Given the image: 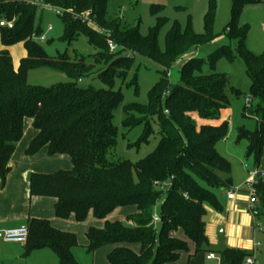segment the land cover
Listing matches in <instances>:
<instances>
[{
  "label": "trees",
  "instance_id": "obj_1",
  "mask_svg": "<svg viewBox=\"0 0 264 264\" xmlns=\"http://www.w3.org/2000/svg\"><path fill=\"white\" fill-rule=\"evenodd\" d=\"M215 1L210 3L205 33H195L190 20L184 29L175 22L161 49L160 32L169 21L159 16L165 8L160 4L151 5V14L157 17V22L143 36L138 28L127 29L121 21L108 16L109 0H0V22H13L11 29L0 26V41L6 48L0 50L2 185L5 186L12 170L11 159L29 121L36 135L25 150L26 156L33 157L46 149L48 156L65 155L72 163L70 170L32 173L28 179L31 197L56 200L57 218L67 220L74 216L82 223L90 215L106 220L118 208H137L126 222L106 220L103 229L88 230V254L117 246L107 255L108 264H172L184 253L190 259L209 245L204 221L207 207L223 211L217 191L232 187L231 164L216 145L226 138L229 126L226 122L218 126L208 122L220 119L222 111L230 107V91L240 93L239 89L229 87L226 74L216 72L223 59L233 61L230 46L220 47L208 59L192 57L182 67L180 84L173 86L168 80L169 70L180 59L217 38L210 31ZM253 3L264 0H234L232 21L225 35L239 41V55L251 83L249 103L243 111L255 120L256 129L253 132L240 129L238 141L247 140L248 156L258 167L264 150V53L255 55L246 48L249 28L239 23L240 4ZM42 6L60 11L58 16L64 22L60 41L71 44L84 35L96 53L87 57L76 53L74 59L67 52L50 57L34 41V36L43 35L37 24ZM91 23L99 30H94ZM109 39L163 67L149 92L147 105L124 106L123 126L144 127L139 143L149 142L154 133L152 124L158 127L161 136L156 148L136 163L108 160L119 133L114 125V112L124 102L122 92L115 90V81H126L134 67V57L110 53ZM20 43L24 44L26 56L16 69L8 48ZM98 67V78L107 88L78 86L77 81L91 76ZM40 68L65 74L72 81L50 88L31 85L29 72ZM128 85L137 94L136 75ZM196 115L207 123L198 124ZM255 190L257 202L250 212L255 217H264V180L256 183ZM158 207L160 222L156 224L153 218ZM27 227L25 256L49 249L57 255L59 264H80L73 253L79 246L75 234L60 231L45 219H29ZM180 232L186 240L177 236ZM188 241L195 246L193 254ZM130 244H139L140 252L123 246ZM218 255L220 264H244L252 253L225 249Z\"/></svg>",
  "mask_w": 264,
  "mask_h": 264
},
{
  "label": "rangeland",
  "instance_id": "obj_2",
  "mask_svg": "<svg viewBox=\"0 0 264 264\" xmlns=\"http://www.w3.org/2000/svg\"><path fill=\"white\" fill-rule=\"evenodd\" d=\"M211 0H109L108 3V16L112 19L121 21L123 27L127 29L138 28L141 35L145 36L149 33V29L156 25V18L151 14V5L160 4L165 8L159 15L160 17L167 18L169 23L161 30L159 36V45L161 49L165 47V35L170 29L171 25L175 22L179 23L184 29L190 20L191 27L195 33L202 34L206 31V17L209 12ZM234 7V0H216L215 1V14L211 22L210 31L216 35L217 38L210 44L200 47L198 50H193L192 54L196 57L208 59L210 55L216 52L222 46H230L233 55V61L223 59L216 66V72L224 73L228 77L229 87L232 89H239L240 93L236 95L232 91L228 94L230 107L221 113L220 119L209 121L213 125H221L228 123L229 130L225 139L220 140L216 148L218 152L224 156L231 164L232 176V191H236L237 198L246 197L248 189L247 182L251 177V171L259 168L264 170V150L259 166L253 158L248 156V142L245 139L238 141V132L240 129H245L253 132L256 129V122L254 119L244 115V107L248 101L250 91V80L246 75L245 63L239 55V41L237 39H230L225 35L226 27L232 21V12ZM241 15L239 23L248 26L249 33L246 38V48L254 53L260 55L264 53V3L253 4H240ZM37 24L42 28V34L49 39L45 41L39 40V37L34 36V41L40 43L47 51L48 55L52 58L56 57L59 53H66L71 59L75 58V54L79 53L84 56H91L96 53V49L88 43L87 38L81 35L76 41L71 44L60 41L63 36L64 22L54 12L51 7H40L38 10ZM51 26L52 32L47 29ZM94 30H99L96 24L92 25ZM42 35V36H43ZM53 43L49 44L48 42ZM117 46V45H116ZM109 47V44H108ZM22 48L16 47L14 49L13 59L15 62L19 60ZM110 53L134 57V67L129 71L126 81L116 79L115 90H120L124 96V102L114 112V125L118 129V138L116 147L108 154L110 162L116 161H130L136 163L148 154H150L158 145L160 141V133L158 127H154V133L150 136L148 143H139L143 136L144 127L134 129H126L123 123L126 118L124 106L132 103L140 105H147L148 95L153 85L160 78V72L163 67L156 62L135 55L125 48L118 47L114 52ZM183 57L176 63L168 72L169 83L176 86L182 80V67L192 58V55ZM99 67L95 69L94 74L77 81L78 86L82 88L93 87L95 89H104L107 86L98 78L97 72ZM138 82L137 94L134 87L129 86L128 83L134 79ZM72 80L65 74L55 72L48 68H40L31 70L29 72V83L31 85H39L44 87H52L57 84L70 83ZM197 123L200 120L197 115L195 116ZM203 120H201L202 122ZM202 124V123H201ZM200 124V125H201ZM169 187V183L166 184ZM244 186L240 192L238 189ZM229 190V191H231ZM228 191V192H229ZM220 191H217L219 194ZM160 207V206H159ZM210 207L207 208V214L210 215ZM212 210V209H211ZM226 206L224 208V212ZM264 221V218L262 219ZM258 221L259 228L264 229V223ZM207 235L209 240L220 236L219 228L210 227L207 223ZM211 231V233H210ZM260 241L263 246L260 247L255 257L261 264H264V233L259 235ZM209 252L208 247L205 251L197 253L196 256H202ZM79 259V257L77 256ZM80 264H86L83 259H79Z\"/></svg>",
  "mask_w": 264,
  "mask_h": 264
},
{
  "label": "crops",
  "instance_id": "obj_3",
  "mask_svg": "<svg viewBox=\"0 0 264 264\" xmlns=\"http://www.w3.org/2000/svg\"><path fill=\"white\" fill-rule=\"evenodd\" d=\"M1 23V22H0ZM51 28V30L49 29ZM49 32L53 28L49 26ZM45 35V34H44ZM46 37V36H45ZM47 38V37H46ZM47 40H49L47 38ZM21 47L20 58L17 62L13 59L14 49ZM6 49L2 46L0 41V50ZM12 57L14 67L17 69L20 60L26 56L24 44L20 43L8 48ZM195 57L196 54H191ZM190 55V56H191ZM191 57V58H192ZM225 111V110H224ZM223 112V111H222ZM197 119L196 117H194ZM199 124H205L198 120ZM36 133L31 128V123L26 122L25 133L22 141L18 144L17 149L11 159V172L7 177L5 186L2 185L0 179V264H59L57 255L49 249H42L32 252L29 256H25V245L17 243H7L4 241L2 234L5 230L27 226L29 219H45L50 224L63 232L73 233L77 236L79 246L74 248L73 253L76 259H83L86 264H108L107 255L111 253L117 246H106L90 255L86 251L88 246L87 232L90 228L103 229L106 220L110 222L122 221L126 222L128 216L137 212L135 206L123 207L116 209L106 220L95 219L92 215L88 216L87 220L79 223L75 217L72 216L67 220H62L56 217L54 198L31 197L29 193V176L32 173L49 174L58 170L72 169V163L68 156L57 155L54 157L48 156L47 150H41L37 155L28 157L25 150L29 146L31 140ZM232 177V176H231ZM232 188V187H231ZM230 188V190H231ZM244 186L240 187V192ZM229 190H221L218 197L223 206V211L218 212L210 209L212 213L204 217V221L210 227L219 228L220 236L209 240V252L202 256L194 255L189 259V254H182L180 260L172 264H220L219 251L225 249H240L251 252L255 255L263 246L259 235L264 233L263 228H259L258 221H262L264 217H255L248 208L247 192L246 197L237 198L239 193H236V199L229 200L227 198ZM226 210L224 212V208ZM208 208V207H207ZM159 215V207L156 210ZM264 223V221H262ZM211 233V231H210ZM207 234V226H206ZM180 239L186 240L183 232L177 235ZM190 253L193 254L195 246L188 241ZM131 248L134 252H140L139 244L123 245ZM209 254H214L216 259H208ZM79 257V259L77 258ZM256 258V264H261Z\"/></svg>",
  "mask_w": 264,
  "mask_h": 264
},
{
  "label": "built area",
  "instance_id": "obj_4",
  "mask_svg": "<svg viewBox=\"0 0 264 264\" xmlns=\"http://www.w3.org/2000/svg\"><path fill=\"white\" fill-rule=\"evenodd\" d=\"M54 12L59 15L60 11L55 9ZM88 15V13H87ZM88 17V16H86ZM92 24V23H91ZM93 25V24H92ZM0 26H6L9 29L13 27V22H1ZM51 30V28H49ZM39 40L45 41L46 37L45 35L39 37ZM108 44L110 47V50L114 52L117 48L116 44L109 39ZM249 101H247V104ZM259 180H264V170H261L259 168L251 171V177L247 182V189L249 191L248 196H247V201H248V208L251 211V209L254 208L256 202H257V196H256V190H255V185ZM227 198L229 200H234L236 199V193L235 191H229L227 194ZM154 223H159L160 222V217L158 214L154 215ZM2 237L5 242L7 243H17V244H22L25 245L27 243L28 237H29V229L27 226H22L18 228H12L5 230L2 234ZM208 259H216L217 257L214 254H209ZM244 264H256V258L255 255L252 254L250 257H248L245 261Z\"/></svg>",
  "mask_w": 264,
  "mask_h": 264
}]
</instances>
